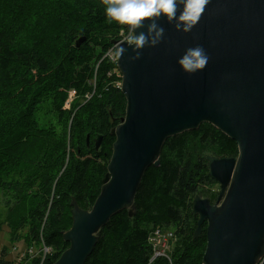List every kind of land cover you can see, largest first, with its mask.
<instances>
[{"label": "trees", "instance_id": "16d2710c", "mask_svg": "<svg viewBox=\"0 0 264 264\" xmlns=\"http://www.w3.org/2000/svg\"><path fill=\"white\" fill-rule=\"evenodd\" d=\"M122 28L126 35V26L106 23L99 0H0V188L13 189V212L25 206L38 217L34 240L51 248L27 264H55L70 246L63 235L72 202L87 210L100 195L112 130L127 108L117 63L107 59ZM238 153L237 142L209 122L168 138L160 165L144 175L135 214L123 209L110 219L86 264H204L207 223L195 238L193 201L204 194L215 203L219 194L207 156ZM20 179L26 183L14 189ZM36 185L34 194L22 191ZM156 230L168 244L166 256L153 259Z\"/></svg>", "mask_w": 264, "mask_h": 264}, {"label": "water", "instance_id": "95a60500", "mask_svg": "<svg viewBox=\"0 0 264 264\" xmlns=\"http://www.w3.org/2000/svg\"><path fill=\"white\" fill-rule=\"evenodd\" d=\"M159 23L165 30L159 45L145 47L136 61L129 60L131 49L116 58L126 115L112 130L116 140L99 197L87 210L72 202L73 223L63 235L70 246L55 264H86L110 219L123 209L135 214L144 175L160 165L166 140L204 122L235 140L239 153L207 156L220 192L214 204L200 195L193 201L195 238L207 223L203 262L263 264L264 0H212L187 34L163 18ZM196 45L210 59L188 75L177 60ZM101 144L98 136L96 149Z\"/></svg>", "mask_w": 264, "mask_h": 264}, {"label": "clouds", "instance_id": "9594fccd", "mask_svg": "<svg viewBox=\"0 0 264 264\" xmlns=\"http://www.w3.org/2000/svg\"><path fill=\"white\" fill-rule=\"evenodd\" d=\"M211 3L212 0H99L106 23L126 26L127 32L123 35L122 28V40L114 54H107V59H119L131 49L129 60L136 61L145 47L159 45L165 32L159 23L162 18L178 32H191ZM209 59L203 46L196 45L185 49L177 63L181 71L192 75L204 70Z\"/></svg>", "mask_w": 264, "mask_h": 264}, {"label": "rangeland", "instance_id": "374dc122", "mask_svg": "<svg viewBox=\"0 0 264 264\" xmlns=\"http://www.w3.org/2000/svg\"><path fill=\"white\" fill-rule=\"evenodd\" d=\"M127 35V32H125ZM115 58V56H113ZM122 80L119 82L121 85ZM75 94L72 95L74 97ZM12 103L8 102L7 105ZM45 122H43L44 124ZM26 183V180L20 179L15 180V185L13 188L20 183ZM220 186V183H219ZM37 185L34 187L22 188V191L28 194H34L37 190ZM218 188V185L215 186ZM13 191L12 188H0V264H27V262L36 256L35 252L39 250H44L45 253H50L51 248H46L44 243H38L34 240V232H32V227L35 228V223L38 221V217L31 214L28 217V213L25 212L24 208L18 212H13V206L15 203L9 200V196ZM205 192V191H204ZM13 196V194H12ZM202 197L208 198L201 194ZM218 197V195L216 196ZM29 207H32V204H29ZM27 206V209L29 208ZM26 214V217L24 216ZM12 216L14 219L17 216V221H21L20 225H15L12 223L9 216ZM16 221V222H17ZM25 222H27L26 225ZM171 233L170 231H168ZM170 238L172 236L170 235ZM198 238V237H197ZM176 240L171 239L170 252L172 251Z\"/></svg>", "mask_w": 264, "mask_h": 264}, {"label": "built area", "instance_id": "2783aa9c", "mask_svg": "<svg viewBox=\"0 0 264 264\" xmlns=\"http://www.w3.org/2000/svg\"><path fill=\"white\" fill-rule=\"evenodd\" d=\"M113 50L115 51V47L113 48ZM113 59H115L116 61V58L113 57ZM151 241L154 242V248H156L154 249L156 250V254L154 255L153 259L158 256H162V255L166 256L165 250L163 247L166 245V243L168 244L167 236L161 231L156 230L153 237L151 238Z\"/></svg>", "mask_w": 264, "mask_h": 264}, {"label": "flooded vegetation", "instance_id": "af4514ba", "mask_svg": "<svg viewBox=\"0 0 264 264\" xmlns=\"http://www.w3.org/2000/svg\"><path fill=\"white\" fill-rule=\"evenodd\" d=\"M219 192H220V190H219ZM216 200H217V199H215V203H216ZM213 204H214V203H213Z\"/></svg>", "mask_w": 264, "mask_h": 264}, {"label": "bare ground", "instance_id": "6f19581e", "mask_svg": "<svg viewBox=\"0 0 264 264\" xmlns=\"http://www.w3.org/2000/svg\"><path fill=\"white\" fill-rule=\"evenodd\" d=\"M160 231V230H159ZM152 235V234H151Z\"/></svg>", "mask_w": 264, "mask_h": 264}]
</instances>
